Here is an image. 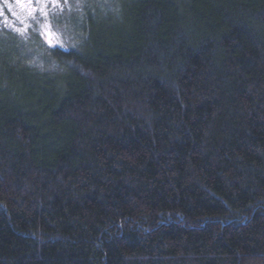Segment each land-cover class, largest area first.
Segmentation results:
<instances>
[{
	"label": "trees",
	"instance_id": "16d2710c",
	"mask_svg": "<svg viewBox=\"0 0 264 264\" xmlns=\"http://www.w3.org/2000/svg\"><path fill=\"white\" fill-rule=\"evenodd\" d=\"M49 7L0 17V264H264V0Z\"/></svg>",
	"mask_w": 264,
	"mask_h": 264
},
{
	"label": "rangeland",
	"instance_id": "374dc122",
	"mask_svg": "<svg viewBox=\"0 0 264 264\" xmlns=\"http://www.w3.org/2000/svg\"><path fill=\"white\" fill-rule=\"evenodd\" d=\"M57 0H0V17L14 30L24 32L29 25H34L46 43L56 46L68 43L64 31L56 28L49 18L50 5ZM67 10L64 15L75 13L77 7L85 4L87 0H65ZM13 16V18H10ZM15 30V31H16Z\"/></svg>",
	"mask_w": 264,
	"mask_h": 264
}]
</instances>
